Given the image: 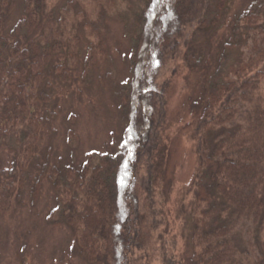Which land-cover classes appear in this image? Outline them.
Segmentation results:
<instances>
[{
    "label": "trees",
    "instance_id": "trees-1",
    "mask_svg": "<svg viewBox=\"0 0 264 264\" xmlns=\"http://www.w3.org/2000/svg\"><path fill=\"white\" fill-rule=\"evenodd\" d=\"M219 1L133 0L120 11V0H21L23 15L8 31L18 0H0V145L19 169L36 157L45 122L37 106L51 102L53 76L64 74L66 83L79 68L82 37L84 77L109 59L108 17L124 22L132 41L133 77L120 102L127 126L118 147L57 167L50 178L57 203L49 219L71 228L90 264H153L151 206L167 171V91L181 63L207 66L193 48L200 35L222 28V18L232 35L204 79L206 99L191 135L192 261L264 264V0H249L232 18L228 7L216 9ZM3 175L0 166V212L23 188L4 183Z\"/></svg>",
    "mask_w": 264,
    "mask_h": 264
},
{
    "label": "rangeland",
    "instance_id": "rangeland-1",
    "mask_svg": "<svg viewBox=\"0 0 264 264\" xmlns=\"http://www.w3.org/2000/svg\"><path fill=\"white\" fill-rule=\"evenodd\" d=\"M130 2L133 0H120V11L127 10ZM248 2L220 0L216 9L222 12L228 7L225 16L232 18L245 9ZM22 10L21 0H18L16 10L6 22L8 31L23 15ZM223 23L222 18L218 25H222L221 29L200 35L195 42L193 54L207 66L191 70L181 63L180 72L167 91L164 124L168 143L167 171L161 194L156 195L151 206L154 228L149 251L153 264H194L193 224L188 215L191 196L187 185L193 180L197 158L191 135L206 99L204 79L215 69L222 44L232 35ZM106 26L110 55L107 61L84 77L81 66L88 42L82 37L80 65L77 70H70L69 83H64L62 73L52 75L51 102L37 106L45 122L35 159L25 169H19L13 153L0 145L3 182L18 188L23 185L21 198H14L10 206L0 212V264H90L75 245L71 228L49 219L57 203L50 178L57 167L81 165L90 152L116 149L127 126L120 102L133 77L132 41L126 34L124 22L108 17ZM59 64L60 60H56L55 66ZM163 73L162 66L156 78L158 83L164 80ZM45 162L48 167L43 170L41 166ZM39 176L42 181L35 198L32 191Z\"/></svg>",
    "mask_w": 264,
    "mask_h": 264
}]
</instances>
